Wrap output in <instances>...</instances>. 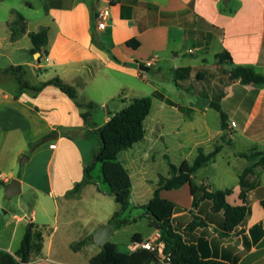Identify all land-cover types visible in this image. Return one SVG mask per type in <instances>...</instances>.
<instances>
[{"label":"crops","instance_id":"crops-1","mask_svg":"<svg viewBox=\"0 0 264 264\" xmlns=\"http://www.w3.org/2000/svg\"><path fill=\"white\" fill-rule=\"evenodd\" d=\"M41 3L44 16L36 22L37 31H30V21L23 17L26 33L13 39L10 32L12 52L26 50L35 60H26L11 66H21L25 79L32 86H40L56 77L74 86L78 93L79 90L85 93L88 87L93 85L96 88V97L88 95L87 100H81L92 101L99 106L92 113V117L96 111H102L111 100L123 98L131 85V79L144 80V73L138 67L140 64L148 65L150 70L153 69L156 76L163 80L177 81L181 87L190 85L193 78L205 79L206 76H203L200 70L213 73L218 69L221 73L220 68L227 69L226 64L251 67L264 75V0H41ZM93 4H96L97 15L103 9L110 10L111 19L105 30H98L97 19L93 23ZM27 5L32 7L31 3ZM17 20L18 18L12 22ZM42 28L48 30L49 37L41 59L38 60V55H33L31 51L32 42L27 48H22L20 43L24 38H29L30 32H38ZM95 31L99 33L100 38L96 43L93 39ZM130 40H136L139 46H128L127 42ZM190 43H193L194 49L186 47ZM189 50L193 52L189 53ZM223 52L231 55L232 62L221 64L217 61L216 55ZM197 53H200L201 57L197 56ZM188 55L194 57L191 63L184 65L179 62L182 56ZM207 55L213 56L215 60L211 68L206 69L204 64L202 69L192 63L196 60L206 63ZM112 56L119 61L113 60ZM7 70L3 74L12 77L14 88L0 89V103H3L0 106V127L16 131L23 136L33 133L43 136L56 130L58 136L55 141L45 145L49 152L44 164L48 193L41 196V187L37 183L31 185L36 194L31 215H14L16 226L8 245H0V248L15 254L28 222L32 221L44 226V247L42 254L33 258L30 264H89L91 258L102 250L93 241L94 233L102 224H109L116 212L104 223L99 219L95 223L91 222L96 218L94 213L98 212L103 201L101 195L107 194L96 186L97 182L85 185L75 196L68 195L75 185L83 180L86 166L80 142L73 137V133L84 139L93 135L91 128L82 118L83 110L59 89L48 86L39 93L21 91L15 76ZM7 79H2L3 85L7 86ZM217 80L221 81V76H218ZM156 92L163 95L164 99L155 97ZM152 96L165 104L160 107V111L165 114L160 118H151L147 126L145 121L144 140L119 156L132 181L129 206L135 185L141 186L145 168L149 162H154V150L164 140V119L168 121L175 110L188 117L197 112L205 113L208 108L212 109L211 102L215 101H204L199 97L197 102L183 107L158 90H155ZM218 98V104L227 118L228 140L233 143L242 139L247 148H250L246 154L251 153L254 148L263 150L264 87L243 85L240 81H235ZM167 100L172 102V105ZM108 110L109 114L108 111L98 113L99 123L92 120L96 128L104 126L117 112L116 109ZM149 117L150 115L147 119ZM234 119L240 120V123H236ZM233 123L236 124L235 127ZM234 128H239V131ZM148 130L151 131L150 138ZM224 132L214 131L206 139H202L194 129L193 144L179 142L171 149L166 147L161 156L163 159L167 156L172 162L169 152L175 151L179 165L185 160L193 162L199 149L210 153L217 146H224L212 161L197 171L193 181L211 191L231 189L232 194L227 200L233 206L247 207L245 221L232 231H227L224 212H215L211 201L201 200L202 193L193 196L188 184L177 190V193L190 192L189 200L184 204L180 203L176 194L172 195V192L167 190L162 191L161 196L165 199L168 195L173 196L170 201L176 203L179 210L174 213L172 224L185 242L198 247L203 258L229 264H264V170L261 166L254 167L246 177L248 185L242 187L240 175L255 162L241 158L240 153H237L233 154L234 157L244 162L237 173L236 183L231 185L226 180L215 183L205 173L210 167L217 165L218 157L227 153L225 149L231 146V143L225 146ZM69 133H72V136ZM143 142L145 144L141 146ZM30 143L27 141V144ZM74 171L76 174L72 178ZM165 176H168V173ZM11 178L4 176L1 180L9 184ZM21 180L23 187L25 180ZM92 186L96 187L95 191L87 190ZM139 192L142 193L141 188ZM242 192L244 199L240 198ZM152 197L153 195L149 198ZM147 203L134 204L131 208H140ZM81 208L87 211L84 213ZM85 214L90 218L83 223L81 218ZM196 217L203 220L206 226L198 225L189 229ZM128 218L132 222L136 221V217ZM148 221L149 233H134L139 234L143 242L154 241L161 235L159 230L150 225L149 218ZM22 224L18 237L17 229ZM9 225L6 223L5 227ZM111 226L115 230L114 234L124 227ZM86 239L88 242L81 249L72 248L74 244ZM142 243L131 242L126 252L120 251L115 243L112 244L122 253H132L142 249ZM158 248L157 258L149 264H170L165 262L166 255L162 252V245H158Z\"/></svg>","mask_w":264,"mask_h":264},{"label":"rangeland","instance_id":"rangeland-1","mask_svg":"<svg viewBox=\"0 0 264 264\" xmlns=\"http://www.w3.org/2000/svg\"><path fill=\"white\" fill-rule=\"evenodd\" d=\"M27 3H31L32 7L28 6ZM41 5V0H0V89L2 87L6 90L14 88L12 77L8 74H3L6 69L11 65H18L26 60H35V57L30 56L26 50L12 52L9 24L20 15L30 21V31H37L36 29L38 28L36 22L44 16V8L41 7ZM30 44L31 41L28 37L24 38L20 43L22 48H27ZM186 47L194 49L193 43L188 44ZM196 55L201 57L200 53H197ZM36 57V59H39L41 55ZM172 57L174 56H171V58ZM193 58L194 57L190 55L182 56L179 62L188 65ZM206 59V63H203L200 60H196L192 63H195L197 67H201L202 69H204V64H206V69L211 68L215 62L214 57L207 55ZM226 67L227 69L220 68L221 73L218 69L213 73H210L207 70L204 72L200 70L199 72L203 73V76H206V78H193L190 85H185L182 88H178L172 81L159 78L156 76L153 69L148 72H143L144 80L131 79V85L127 89V93L123 95V98L111 100V102L104 106L102 111H96V113H94L92 120L99 123L98 113L107 112L108 108L116 109L117 112H120L134 97H149L152 100L153 106L150 117L146 120L147 126L151 118H160L163 113L165 114V112L162 113L160 111V107L165 104L152 96V93L155 90L162 92L176 104L183 107L188 106L191 102H197L199 97L204 101L215 100L219 103L220 100L218 97L235 82L229 77V71L232 70V66L226 64ZM218 76H221V81L217 80ZM3 78H8L7 80L9 81L7 86L3 85ZM95 90L96 88L93 85L89 86L85 93L80 92L79 90L80 99L85 101L87 100L86 97H88V95L96 97ZM2 105L3 103H0V106ZM171 115L172 116H169L168 121L164 119V122L166 123L163 132L164 140L161 141L154 150L155 160L154 162H149L146 166L141 186L138 187V184L135 183L136 187L131 198V205L123 216L124 218H128V216L136 217V221L120 228L111 238L110 243H115L122 252L127 251V246L132 242V237L136 231H142L143 233L150 232L146 211L142 208L131 207L134 204L147 203L150 199L149 197L153 195L159 175H167L169 171L168 163L162 158L161 152L164 151L166 147L171 149L173 145L178 144L179 142L186 145L193 144L195 142L194 129H196L199 137L202 139H206L208 135L214 131L223 130L221 115L213 108H208L205 113L197 112L191 117L178 112V110H175ZM235 122L240 123V120H235ZM234 130L239 131V128H234ZM224 131V144L227 147L228 144L231 143L230 140H228L229 130ZM150 133L151 131L148 130L149 138L151 136ZM69 134L72 136V133ZM45 136L46 135L42 136L34 133L23 136L16 131H9L5 127H0V180L4 176L12 177L11 179H18L21 182V179L25 180V184L22 187V194L11 199L6 197L5 188L0 189V245H8V240L16 226L14 215L21 216L24 215V213H27L28 216L31 215V210L36 198V194L31 188V185L37 183L41 187V196L48 193V184L46 176L44 175V164L49 156L48 149L45 145L50 141L41 142ZM73 137L80 142L81 149L84 153L85 165L90 164L93 160V154L97 151L100 145L98 137L96 135H91L85 137V140V138L83 139V137L75 133H73ZM55 140L56 138L53 141ZM27 141H30L31 143L27 144ZM144 144L145 143L143 142L141 146ZM225 150L227 153H223L218 157L217 165L210 167L205 173H207V176H209L215 183L226 180L228 184L232 185L233 183H236L237 173L244 162L239 158L236 159L233 154L242 152L248 153L250 148H247L246 143L242 139H239V141L231 143V146H228ZM169 153L173 159H171L172 162L178 165L176 152L170 150ZM24 161L25 164L22 165V162ZM119 161L122 163L121 159H119ZM75 174L74 171L72 174V176H74L72 178L75 177ZM92 177L98 183L96 185L97 187L107 190V185L102 180L100 164L95 166L92 171ZM140 188L142 189V193L139 192ZM87 190L95 191L96 187L92 186ZM169 192H172V195L176 194L182 204L189 200L190 192L186 191L177 193V190ZM172 195H168L169 199H167L171 200L173 197ZM101 196L103 201L98 208V212L94 213V217L96 218L91 221L92 223H95L97 219L104 223L109 217H112V214L115 211L119 210V205L115 202L113 197L107 194ZM82 207L84 206L82 205ZM81 211L85 213L87 209L81 208ZM89 218L90 217L85 214L81 219L84 223ZM6 223H9L10 225L5 227ZM23 224L17 229L19 232L18 237L20 236Z\"/></svg>","mask_w":264,"mask_h":264},{"label":"trees","instance_id":"trees-1","mask_svg":"<svg viewBox=\"0 0 264 264\" xmlns=\"http://www.w3.org/2000/svg\"><path fill=\"white\" fill-rule=\"evenodd\" d=\"M91 12L94 23L98 16L96 4H93L91 7ZM9 29L13 39L25 34V19L19 15L17 21L9 24ZM28 36L33 44V49L31 50L33 55L40 54L42 56L43 49L48 43V30L42 28L38 32H30ZM93 39L96 43V38L93 37ZM127 45L137 48L139 43L136 40H130L127 42ZM40 59L41 57L38 60ZM112 59L119 61L115 56H112ZM216 59L221 64L232 62L231 55L227 52L217 54ZM7 72L13 73L21 91L30 90L39 93L48 86H54L83 110L82 118L85 124L91 128V134L98 137L100 145L93 154L92 162L84 168L83 180L77 183L68 195L75 196L80 193L85 185L96 183L92 177V171L97 164H100L102 180L107 185V190L105 191L119 205V210L114 213L109 224L120 228L131 223V219L124 218L123 216L129 208L132 181L128 170L119 161V156L122 152L131 149L135 144L144 140L146 134L145 121L152 110L151 98L131 99L104 126L96 128L95 123L92 121V113L99 106L92 101H81L79 93L74 86L66 84L58 77L40 86H32L25 79V73L21 66H10ZM229 77L231 80L240 81L243 85L252 84L257 87H264V75L251 67L232 66V70L229 71ZM173 83L178 88H182L177 81L173 80ZM154 96L164 99V96L158 92ZM167 102L172 105V102L169 100ZM211 107L220 113L223 124H227L226 115L220 105L216 101H212ZM57 136L58 132L56 130L52 131L41 142L52 141ZM223 148L224 146H217L210 153L199 149L193 162L185 160L179 165L172 163L167 156L165 157L169 167L168 176L159 175L153 197L147 204L140 207L146 211V215L151 221L150 225L161 232L156 244L162 245V252L166 255L165 262L170 264H229L220 260L205 259L201 256L196 245L185 242L183 236L172 224L173 215L179 210V207L176 203L161 196V192L164 190H178L188 184L193 196H196L197 193H202L201 200L211 201L215 212H224L225 228L227 231H232L242 224L246 219L248 209L246 206H233L228 202L227 198L232 194L231 189L211 191L208 187L198 186L193 181V177L197 171L212 161ZM239 157L246 158L250 162H255L240 175L241 186L246 187L248 185L246 177L253 171L254 167L261 166L264 170V149L259 150L258 148H254L249 154L240 153ZM7 185L8 183L0 180V189L5 188ZM240 198H245L244 192L241 193ZM195 205L197 206V201ZM198 225L206 226V223L196 217L190 224L189 229ZM43 229L44 226H40L32 221L28 222L20 247L15 254L0 248V264H30L33 258L39 257L44 247ZM87 242L88 239L83 240L74 244L72 248L74 250L81 249ZM132 242L142 243L143 240L139 234H136L132 237ZM158 254V250L150 251L143 248L132 253H122L115 244L108 243L98 255L91 258L89 264H149L157 258Z\"/></svg>","mask_w":264,"mask_h":264},{"label":"water","instance_id":"water-1","mask_svg":"<svg viewBox=\"0 0 264 264\" xmlns=\"http://www.w3.org/2000/svg\"><path fill=\"white\" fill-rule=\"evenodd\" d=\"M94 37L96 38V41L99 42V33L95 31ZM39 55V54H36ZM139 69L143 72L150 71V67L148 65L140 64ZM109 114V110H108ZM227 129V125L223 124V130ZM25 164V161L22 162V165ZM5 194L6 197L11 199L13 197L19 196L22 194V187H21V181L18 179H12L9 184L5 187ZM115 230L110 224H103L101 225L96 232L93 235V241L100 246L102 249L106 247L108 243H110V240L114 234Z\"/></svg>","mask_w":264,"mask_h":264},{"label":"built area","instance_id":"built-area-1","mask_svg":"<svg viewBox=\"0 0 264 264\" xmlns=\"http://www.w3.org/2000/svg\"><path fill=\"white\" fill-rule=\"evenodd\" d=\"M111 19V14H110V10L108 8L103 9L101 11L98 12V16H97V28L99 31L105 30L108 26H109V21ZM192 50H189V53H192ZM236 124L233 123V127H235ZM160 238V234L156 237V239L154 241L149 240L147 242H143L141 244V247L143 249L146 250H150V251H157L158 245L156 244L157 240Z\"/></svg>","mask_w":264,"mask_h":264}]
</instances>
